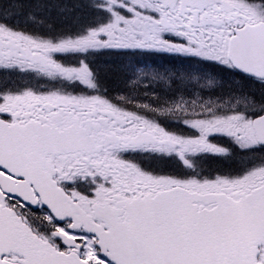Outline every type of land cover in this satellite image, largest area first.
<instances>
[{"label": "snow or ice", "instance_id": "1", "mask_svg": "<svg viewBox=\"0 0 264 264\" xmlns=\"http://www.w3.org/2000/svg\"><path fill=\"white\" fill-rule=\"evenodd\" d=\"M0 264H264V0H0Z\"/></svg>", "mask_w": 264, "mask_h": 264}, {"label": "flooded vegetation", "instance_id": "2", "mask_svg": "<svg viewBox=\"0 0 264 264\" xmlns=\"http://www.w3.org/2000/svg\"><path fill=\"white\" fill-rule=\"evenodd\" d=\"M138 59L143 60L144 62L148 64H160V65H166L168 61L164 59L161 54H143L139 57ZM113 58L112 57H102L98 62H97V67L101 69V79L104 82L105 87H111L112 85L114 86H122L118 81L114 83L115 80L113 79H108L105 78L104 74V68H105V61H111ZM39 82V81H37ZM235 161H228L226 163H223V166L219 167L217 164L211 165L213 171L214 170H219V168H225V170H232V171H240L242 170V166L245 164L246 159L243 157V155L240 156H235ZM199 159V158H198Z\"/></svg>", "mask_w": 264, "mask_h": 264}, {"label": "trees", "instance_id": "3", "mask_svg": "<svg viewBox=\"0 0 264 264\" xmlns=\"http://www.w3.org/2000/svg\"><path fill=\"white\" fill-rule=\"evenodd\" d=\"M104 74H105V72H104ZM105 78H108V79H113V80H115L114 81V83H116L117 82V80H116V78L115 77H113V76H110V75H106L105 74ZM122 86H114V85H112L111 87H106L107 89H108V91H109V93L111 94V95H116L117 94V92L120 90V88H121ZM214 159V158H213ZM216 160V159H215ZM205 162H207L208 164H209V166H211V165H213V164H217V166H219V167H221V166H223L219 161H210V159H208L207 161L205 160ZM207 163H205V164H207ZM212 168V167H211Z\"/></svg>", "mask_w": 264, "mask_h": 264}, {"label": "rangeland", "instance_id": "4", "mask_svg": "<svg viewBox=\"0 0 264 264\" xmlns=\"http://www.w3.org/2000/svg\"><path fill=\"white\" fill-rule=\"evenodd\" d=\"M36 83V82H35Z\"/></svg>", "mask_w": 264, "mask_h": 264}]
</instances>
